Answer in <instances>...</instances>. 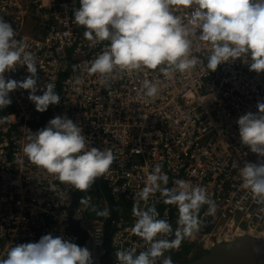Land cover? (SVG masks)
I'll return each mask as SVG.
<instances>
[{"label":"built area","instance_id":"2783aa9c","mask_svg":"<svg viewBox=\"0 0 264 264\" xmlns=\"http://www.w3.org/2000/svg\"><path fill=\"white\" fill-rule=\"evenodd\" d=\"M79 6V0H0V17L12 23L17 39L27 42L41 66L38 86L51 81L61 96L46 118L29 100L30 90L12 91L11 105L0 109V258L14 245L38 242L49 233L77 243L75 215L90 233L94 262L107 252L105 219L90 217L87 203L75 205L77 190L31 164L22 152L30 131L64 115L81 125L90 147H108L117 156L109 173L91 186L99 190L104 184L120 204L110 218L111 264H118L117 250L135 247L139 253L147 247L131 232L132 208L135 193L156 164L168 175V187L179 180L202 186L217 206L214 216L205 215L207 205L201 209V230L172 252L183 253L185 244L194 243L206 250L239 234L264 236V205L242 188L239 175L240 165L258 157L241 144L236 123L241 115L259 111L264 73L251 71L242 60L207 73L208 50L194 45L193 54L201 63L191 73H175L171 80L158 71L149 73L148 79L160 83L154 100L139 98L142 73L118 75L111 88H105L86 71L104 45L90 46L85 29L73 23V10ZM28 75L26 65L5 73L6 79L17 81ZM77 77L83 84L76 83ZM150 203L163 206L160 218L175 229L177 208L162 203L158 193ZM138 206L145 203L138 200Z\"/></svg>","mask_w":264,"mask_h":264},{"label":"clouds","instance_id":"9594fccd","mask_svg":"<svg viewBox=\"0 0 264 264\" xmlns=\"http://www.w3.org/2000/svg\"><path fill=\"white\" fill-rule=\"evenodd\" d=\"M79 5L73 10V23L85 29L83 36L90 46L104 45L86 71L105 88L110 89L118 75L142 73L139 98L154 100L160 94V83L148 79L149 73L158 71L167 80L175 73H191L201 63L193 54L194 45L208 50L207 73L236 60L247 63L251 71L264 73V0H79ZM17 36L12 23L0 17V109L11 105L12 91L24 89L30 90L28 98L36 110L44 112L58 105L61 96L51 81L38 86L35 55ZM25 65L29 75L24 80L6 79V72ZM83 82L77 77L78 85ZM257 108L258 112L250 111L236 121L241 144L258 157L256 162L240 165L239 175L242 188L264 205V102L258 101ZM22 152L31 164L81 192H88L97 178L105 177L117 159L111 148L90 147L81 125L67 115L30 131ZM168 184V175L156 164L144 187L135 193L132 208L131 232L147 247L139 253L135 247L115 251L118 264H174L166 253L179 249L201 230V209L207 205L205 215H215L216 203L204 187L184 180L173 187ZM157 193L162 203L177 208L175 229L150 203ZM138 200L145 207L140 208ZM92 211L108 216L106 209ZM255 251L259 253L261 247ZM0 264H94V260L86 246L49 233L38 242L14 245Z\"/></svg>","mask_w":264,"mask_h":264},{"label":"water","instance_id":"95a60500","mask_svg":"<svg viewBox=\"0 0 264 264\" xmlns=\"http://www.w3.org/2000/svg\"><path fill=\"white\" fill-rule=\"evenodd\" d=\"M257 236L245 233L224 238L184 264H264V238ZM257 246L261 247L259 253L255 251Z\"/></svg>","mask_w":264,"mask_h":264},{"label":"trees","instance_id":"16d2710c","mask_svg":"<svg viewBox=\"0 0 264 264\" xmlns=\"http://www.w3.org/2000/svg\"><path fill=\"white\" fill-rule=\"evenodd\" d=\"M52 110V105L49 106V108L43 112L44 118L48 117L49 112ZM93 192H96V200L94 201V204H91V201L93 200ZM92 196L91 199H88V196ZM104 196L105 199L108 201L109 208H106V205L104 203V200L100 203L98 197ZM80 203H87V211L88 215L90 217L94 218H104L106 222V233L104 238V247L107 249V252L102 253L100 255V262H94V264H111V245H110V233H111V223L110 218L113 217V215L119 210L120 204H117L114 200L113 196L107 189V187L104 185V190L102 192H99L98 190H95L93 188H90L88 192H81L79 190L76 191V197H75V205H79ZM95 208L97 211L107 210L109 216H99L95 211H92V209ZM72 230L78 234L79 240L77 244L81 247H87L90 250L91 247V241H90V233L88 230H86L78 215H75L72 218ZM192 245L185 244V247L183 248L184 253H188L191 249Z\"/></svg>","mask_w":264,"mask_h":264},{"label":"rangeland","instance_id":"374dc122","mask_svg":"<svg viewBox=\"0 0 264 264\" xmlns=\"http://www.w3.org/2000/svg\"><path fill=\"white\" fill-rule=\"evenodd\" d=\"M96 192H93V200L91 201V204L93 205L94 204V201L96 200ZM158 211L160 212V215L162 213V210H163V206L162 205H159V206H156ZM204 248L202 246V244H198V243H194L190 249V251L187 253V254H190L191 257L199 254V252H203ZM173 253V252H172ZM190 257V258H191Z\"/></svg>","mask_w":264,"mask_h":264},{"label":"flooded vegetation","instance_id":"af4514ba","mask_svg":"<svg viewBox=\"0 0 264 264\" xmlns=\"http://www.w3.org/2000/svg\"><path fill=\"white\" fill-rule=\"evenodd\" d=\"M201 252H199V253H201ZM166 255H171V257L174 261V264H184L185 261H187V259H189L191 257L190 254H187L184 252L183 253H176V252L172 253V251L170 253H166Z\"/></svg>","mask_w":264,"mask_h":264},{"label":"crops","instance_id":"0c3cea01","mask_svg":"<svg viewBox=\"0 0 264 264\" xmlns=\"http://www.w3.org/2000/svg\"><path fill=\"white\" fill-rule=\"evenodd\" d=\"M104 190V184L103 185H101V188L98 190L99 192H102ZM98 199H99V201H100V203L102 202V200H104V203H105V205H106V208L108 209L109 208V205H108V201L105 199V197L104 196H100V197H98ZM100 257V256H99ZM99 259V258H98ZM98 261V260H97ZM100 262V261H99Z\"/></svg>","mask_w":264,"mask_h":264}]
</instances>
